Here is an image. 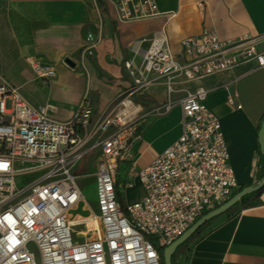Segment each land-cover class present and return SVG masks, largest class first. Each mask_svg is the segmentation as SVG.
I'll use <instances>...</instances> for the list:
<instances>
[{
  "label": "built area",
  "instance_id": "2783aa9c",
  "mask_svg": "<svg viewBox=\"0 0 264 264\" xmlns=\"http://www.w3.org/2000/svg\"><path fill=\"white\" fill-rule=\"evenodd\" d=\"M102 1L112 4L125 21L160 15L156 0ZM102 1L95 0L99 15ZM88 38L83 58L95 55L94 37ZM181 47L177 55L168 37L161 35L145 52L142 73L126 63L133 83L92 132H103L94 171L98 210L79 224L75 220L82 216L73 218L72 211L85 197L74 169L92 149L85 133L92 105L84 100L71 120L57 121L47 106L31 103L8 80L0 81V203L26 191L0 209V264H164L161 249L235 193L238 183L221 122L206 104L209 90L198 86L186 90L178 101L179 137L142 168L133 162L126 167L135 171L145 196L126 205L121 201L120 164L131 161V147L142 139L143 130L133 125L142 110L133 98L136 93L163 79L173 94L183 79H202L251 61L264 69V48L249 35L224 41L206 28L184 37ZM31 66L45 81L56 76L50 64L33 59ZM174 103L155 112L170 111ZM129 106L127 113L121 112ZM29 173L41 175L19 187L17 177ZM127 184L132 187L136 182ZM78 225L83 229L75 237L73 227Z\"/></svg>",
  "mask_w": 264,
  "mask_h": 264
},
{
  "label": "crops",
  "instance_id": "0c3cea01",
  "mask_svg": "<svg viewBox=\"0 0 264 264\" xmlns=\"http://www.w3.org/2000/svg\"><path fill=\"white\" fill-rule=\"evenodd\" d=\"M156 1L159 16L125 21L104 1L99 15L95 0H0V81L9 75L6 80L31 103L47 106L49 116L57 121L71 120L80 104L88 100L93 114L85 133L88 147L94 149L100 147V138L92 134L97 121L132 84L126 63L142 73L145 52L161 35L168 37L177 55L181 54L184 37L198 35L206 28L224 41L249 35L264 48V0ZM90 34L95 55L83 58ZM66 57L77 66L65 64ZM33 59L54 66L56 76L45 81L26 69L24 65L31 66ZM60 66L73 71L60 73ZM198 86L209 90L206 104L221 122L238 189L252 185L264 169L259 141L264 118V69L254 61L202 79H183L173 94L163 79L146 89L150 97L140 105L148 107L151 122L142 131V151L133 166L142 168L179 137L182 123L178 101L186 90ZM71 96L73 99L67 100ZM169 101L175 102L170 111L155 112ZM99 157L100 153L97 161ZM126 177L125 192H120L124 205L142 199L146 193L134 171H128ZM130 180L136 182L132 187L127 184ZM119 184L120 188L121 181ZM176 263L264 264V190L247 205L213 220L179 253Z\"/></svg>",
  "mask_w": 264,
  "mask_h": 264
},
{
  "label": "rangeland",
  "instance_id": "374dc122",
  "mask_svg": "<svg viewBox=\"0 0 264 264\" xmlns=\"http://www.w3.org/2000/svg\"><path fill=\"white\" fill-rule=\"evenodd\" d=\"M82 56H83V52H82ZM24 66L29 71L33 70V68L29 65H24ZM79 67H83V65H80ZM57 71L61 73L63 71L71 72L73 70L66 66H60V67H57ZM5 78L9 80V75H6ZM149 87L145 88L142 92H138L134 95L133 98L136 103L142 104L143 100H145L147 97H150L146 95L148 94L146 89H148ZM122 97H124V95H122L121 98ZM72 99H73L72 96L67 97V100H72ZM62 100H65V98H63ZM7 107L11 108L10 102H8ZM148 113H149L148 107L143 106L141 112H139V114L135 117L133 125H137L139 127L138 128L139 130H145L148 127L149 123L151 122V118L147 116ZM102 135H103V132L95 134L94 137L95 139H98ZM131 148H132L131 161H129L128 163H121L119 167V171H118L119 178H120L119 183L121 181V187L119 188V192H121L122 194H124L125 192L124 180H126L127 178L126 177L127 172H128L127 168H130L129 163L135 161L140 156L141 151H142V147L139 145V143H135V145H133V147ZM99 153H100V147H96L90 150L86 154L82 162L74 169V173L77 175L78 184L84 194L85 200L76 209L72 211L73 218H76L79 214L82 217H86V215H88L89 213L98 210L97 194H96V178L94 176V171L96 169V161H97L96 157L99 155ZM40 175L41 173H29V174L21 175L17 177L16 179L17 184L19 187H26L32 182H34ZM25 192L26 191H23V192L19 191V194L16 197L9 199L7 202L0 203V209L6 206L12 205L15 201L18 200V198H20V196L25 195ZM82 229H83V226H79V225L73 227L74 236L78 237L79 232H81ZM30 248L32 249V251L36 253V255H39L38 248L36 247V245L32 244Z\"/></svg>",
  "mask_w": 264,
  "mask_h": 264
},
{
  "label": "water",
  "instance_id": "95a60500",
  "mask_svg": "<svg viewBox=\"0 0 264 264\" xmlns=\"http://www.w3.org/2000/svg\"><path fill=\"white\" fill-rule=\"evenodd\" d=\"M65 64L69 67L75 68L77 66L76 61L71 57H66L64 59ZM259 141L261 146V151L264 153V118L261 123ZM264 187V177L253 183L252 185L244 187L234 196L229 198L226 202L222 203L220 206L208 211L202 217H200L189 229H187L181 236L174 240L171 244L164 248L163 252V262L164 264H173L172 258L176 250L186 242L198 229H200L204 224H206L211 219L225 214L230 208L235 206L244 196L258 191Z\"/></svg>",
  "mask_w": 264,
  "mask_h": 264
},
{
  "label": "trees",
  "instance_id": "16d2710c",
  "mask_svg": "<svg viewBox=\"0 0 264 264\" xmlns=\"http://www.w3.org/2000/svg\"><path fill=\"white\" fill-rule=\"evenodd\" d=\"M262 156H263V159H264V153H262ZM129 164H131V163H129ZM264 177V169H263V171H262V173L260 174V176H259V180L261 179V178H263ZM240 190H242V188H240V189H238V190H236L235 191V193H233V195L232 196H234L236 193H238ZM264 190V187L262 188V189H260V190H258V191H255V192H253V193H251V194H248V195H246V196H244L235 206H233L232 208H230L225 214H231L232 212H235L241 205L242 206H245V205H247L248 204V202H249V200L252 198V197H254V196H259L260 194H261V192ZM231 196V197H232ZM230 197V198H231ZM227 201V200H226ZM225 201V202H226ZM222 204V203H221ZM221 204H219V205H217L216 207H218V206H220ZM215 207V208H216ZM208 212V211H207ZM206 212V213H207ZM205 214V213H204ZM203 214V215H204ZM202 215V216H203ZM202 216H200V217H202ZM199 217V218H200ZM219 217V216H218ZM218 217H216V218H218ZM198 218V219H199ZM216 218H214V219H211L210 221H208L206 224H204L200 229H198L186 242H184L177 250H176V252H175V254L173 255V258H172V261H173V264H177L176 263V258H177V256L179 255V253L185 248V247H187L188 246V244L191 242V241H193L196 237H198L199 235H200V233L205 229V228H207L210 224H211V222L213 221V220H215ZM161 252L163 253L164 252V248H162L161 249Z\"/></svg>",
  "mask_w": 264,
  "mask_h": 264
},
{
  "label": "bare ground",
  "instance_id": "6f19581e",
  "mask_svg": "<svg viewBox=\"0 0 264 264\" xmlns=\"http://www.w3.org/2000/svg\"><path fill=\"white\" fill-rule=\"evenodd\" d=\"M129 110H130V106L127 107V108H125V109H122L121 112H123V113H127ZM83 219H84V217H81V218H79V219H77V220H75V221L79 224V223H81V221H82ZM73 222H74V221H73Z\"/></svg>",
  "mask_w": 264,
  "mask_h": 264
}]
</instances>
